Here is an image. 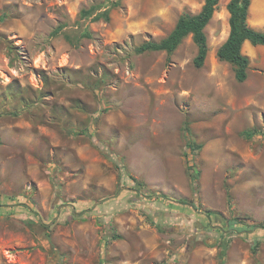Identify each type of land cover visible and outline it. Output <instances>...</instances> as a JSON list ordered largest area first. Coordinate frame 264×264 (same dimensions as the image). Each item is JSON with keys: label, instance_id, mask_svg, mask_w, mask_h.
<instances>
[{"label": "rangeland", "instance_id": "1", "mask_svg": "<svg viewBox=\"0 0 264 264\" xmlns=\"http://www.w3.org/2000/svg\"><path fill=\"white\" fill-rule=\"evenodd\" d=\"M114 1L0 0V264H264V45L238 81L220 0L202 67L138 53L204 0Z\"/></svg>", "mask_w": 264, "mask_h": 264}, {"label": "trees", "instance_id": "2", "mask_svg": "<svg viewBox=\"0 0 264 264\" xmlns=\"http://www.w3.org/2000/svg\"><path fill=\"white\" fill-rule=\"evenodd\" d=\"M120 1V0H119ZM119 1H114V6L119 5ZM220 0H204V4L199 13L182 14L172 32L160 41H146L136 48L138 53L152 52V51H166L168 60L175 50L179 47L183 39L192 35L193 40L198 46V54L194 59L196 67L200 68L205 64L208 55V37L206 27L213 18L215 11L218 9ZM252 0H230L227 4V9L230 13L229 24L230 31L226 41L219 47L217 55L221 60L231 63L235 68V75L238 81L243 82L248 78V69L250 66V58L243 53V46L246 41L251 42L254 46L264 45V31L257 30L249 25V9ZM100 7L94 6L91 9H84V16L88 17L95 14L93 19H110L111 8L103 11H98ZM60 28L54 31L57 34ZM87 32L84 36H89ZM190 132L189 125L185 128ZM261 132L258 128L245 130L243 135L246 138H253L255 134ZM189 146L191 150L196 151L202 147L201 144L195 141H190ZM190 176L192 180L196 181L199 178L200 172L195 171L193 166L189 167ZM184 204H189L190 200L182 198L180 200ZM211 213V212H210ZM212 213H214L212 211ZM216 213V212H215ZM219 215V213H216ZM257 227V225H256ZM220 264H224L226 251L219 253Z\"/></svg>", "mask_w": 264, "mask_h": 264}, {"label": "crops", "instance_id": "3", "mask_svg": "<svg viewBox=\"0 0 264 264\" xmlns=\"http://www.w3.org/2000/svg\"><path fill=\"white\" fill-rule=\"evenodd\" d=\"M251 5H252V4H251ZM246 42H249V41H246ZM246 42H245V43H246ZM245 43H244V44H245Z\"/></svg>", "mask_w": 264, "mask_h": 264}]
</instances>
